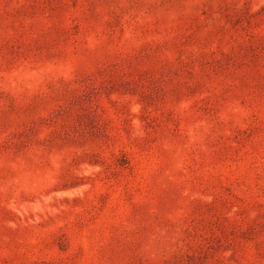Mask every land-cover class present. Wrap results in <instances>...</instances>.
Returning a JSON list of instances; mask_svg holds the SVG:
<instances>
[{
    "label": "rangeland",
    "instance_id": "obj_1",
    "mask_svg": "<svg viewBox=\"0 0 264 264\" xmlns=\"http://www.w3.org/2000/svg\"><path fill=\"white\" fill-rule=\"evenodd\" d=\"M0 264H264V0H0Z\"/></svg>",
    "mask_w": 264,
    "mask_h": 264
}]
</instances>
